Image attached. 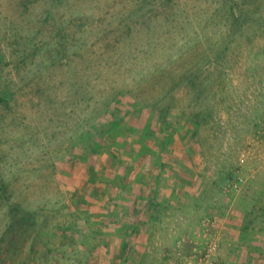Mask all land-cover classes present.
<instances>
[{"label":"rangeland","instance_id":"1","mask_svg":"<svg viewBox=\"0 0 264 264\" xmlns=\"http://www.w3.org/2000/svg\"><path fill=\"white\" fill-rule=\"evenodd\" d=\"M0 264H264V0H0Z\"/></svg>","mask_w":264,"mask_h":264}]
</instances>
